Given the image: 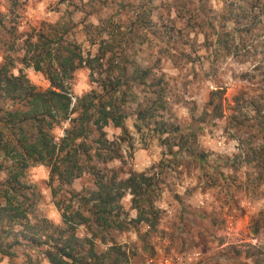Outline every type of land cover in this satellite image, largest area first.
<instances>
[{
    "label": "rangeland",
    "instance_id": "1",
    "mask_svg": "<svg viewBox=\"0 0 264 264\" xmlns=\"http://www.w3.org/2000/svg\"><path fill=\"white\" fill-rule=\"evenodd\" d=\"M225 5L237 14L226 27L202 23L206 14L222 19ZM261 12L258 35L250 38L239 36V0H0L7 20L0 64L6 61L13 74L21 71L38 90L49 88L45 74L23 62L21 40L65 25L66 39L85 58L105 52L93 74L85 66L67 80L73 96L97 88L106 74L119 78L124 127L104 128L119 145L117 157L91 162L119 178L131 171L154 175L156 226L131 222L105 235L134 250L129 264H264V82L256 81L264 70ZM216 31H229V49L204 43V33L215 38ZM142 70H149L144 81ZM246 72L255 74L252 80ZM211 95L222 115L212 111ZM169 125L179 129L161 132ZM22 182L35 200L32 222L46 218L54 225H62L57 200L67 205L68 191L93 186L85 174L61 188L49 182L43 164L27 168ZM121 203L128 220L136 218L128 192ZM77 233L91 235L83 225ZM0 264L9 258L0 255Z\"/></svg>",
    "mask_w": 264,
    "mask_h": 264
},
{
    "label": "trees",
    "instance_id": "2",
    "mask_svg": "<svg viewBox=\"0 0 264 264\" xmlns=\"http://www.w3.org/2000/svg\"><path fill=\"white\" fill-rule=\"evenodd\" d=\"M262 8V0H239V36L256 38ZM233 10L225 5L218 22L207 14L201 21L213 28L216 23L226 27L237 15ZM62 27L59 30L54 26L50 32L38 33L35 39L28 36L21 40L22 60L45 74L50 83L46 90L36 89L21 71L13 74L6 61L0 64V255L7 256L10 264H129L134 250L106 239L105 235L113 229L122 231L131 222L156 226V181L154 175L136 171L119 178L115 171L91 162L95 158L105 164L117 157L119 145L106 137L104 128L109 124L124 127L126 116L118 103L124 92L120 90L119 78L106 74L97 88L80 96L71 94L67 80L73 72L88 66L93 74V62L103 58L105 52L100 57L85 58L66 39L69 28ZM6 30L5 14L0 13V35ZM227 33L216 31L217 36L212 38L205 32L204 43L229 49ZM257 69L254 66L253 71ZM125 73L123 69L120 75ZM249 73L243 77L252 80L255 74ZM148 75L149 70L139 72L142 81ZM260 77L257 83L264 82V70ZM212 98L211 95L208 102L212 111L222 115L221 104H214ZM235 101L239 104V96H235ZM64 123L62 135L55 136L54 128L63 127ZM169 126L161 132L174 133L179 129ZM92 134L97 137L89 139ZM196 158L202 161L205 156ZM37 164L47 166L49 182H57L61 188L85 174L92 177V187L68 191L67 205L57 200L62 225H54L46 218L31 220L35 200L22 177L27 168ZM127 192L131 195V207L137 211L136 218L129 220L121 203ZM52 193L56 197L55 187ZM82 225L91 231L90 236L78 235L77 228ZM96 238L106 244L104 249L98 248ZM21 247L27 248L26 254L18 253Z\"/></svg>",
    "mask_w": 264,
    "mask_h": 264
}]
</instances>
